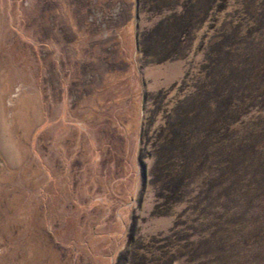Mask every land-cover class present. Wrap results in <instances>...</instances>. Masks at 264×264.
<instances>
[{"label":"rangeland","instance_id":"374dc122","mask_svg":"<svg viewBox=\"0 0 264 264\" xmlns=\"http://www.w3.org/2000/svg\"><path fill=\"white\" fill-rule=\"evenodd\" d=\"M222 262L264 264V0H0V264Z\"/></svg>","mask_w":264,"mask_h":264},{"label":"trees","instance_id":"16d2710c","mask_svg":"<svg viewBox=\"0 0 264 264\" xmlns=\"http://www.w3.org/2000/svg\"><path fill=\"white\" fill-rule=\"evenodd\" d=\"M246 163H247V162H246ZM233 164H237V163L234 162ZM252 168L254 169L253 166H252ZM250 170H251V169H250ZM251 173H252V172H251ZM251 173H250V174H251ZM250 174L248 175V178H249ZM255 179H256V177H254L253 180H252L251 182H254ZM228 242H230L229 245L231 244V245H233L235 248H237L236 250H237L239 253H240V251L243 252V249L239 248V245H240V244H237V245H236V243H237V242H236V239H235V240H229ZM223 248H225V249L227 250L229 247L222 246V251H223V253H224L226 250H225V249L223 250ZM223 253L220 252L219 255H221V254H223ZM221 258L224 259V254H223V256H221ZM221 264H226V263L222 262Z\"/></svg>","mask_w":264,"mask_h":264}]
</instances>
